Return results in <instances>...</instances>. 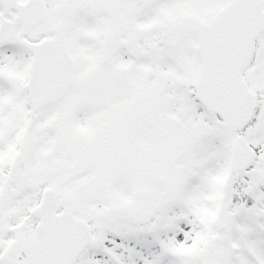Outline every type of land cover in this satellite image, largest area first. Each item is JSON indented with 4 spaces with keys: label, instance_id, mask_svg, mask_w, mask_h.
Returning a JSON list of instances; mask_svg holds the SVG:
<instances>
[{
    "label": "snow or ice",
    "instance_id": "6c2138e0",
    "mask_svg": "<svg viewBox=\"0 0 264 264\" xmlns=\"http://www.w3.org/2000/svg\"><path fill=\"white\" fill-rule=\"evenodd\" d=\"M0 264H264V0H0Z\"/></svg>",
    "mask_w": 264,
    "mask_h": 264
}]
</instances>
